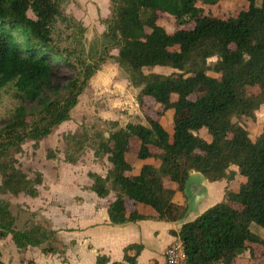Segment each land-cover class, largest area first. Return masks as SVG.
Segmentation results:
<instances>
[{"label": "trees", "instance_id": "trees-1", "mask_svg": "<svg viewBox=\"0 0 264 264\" xmlns=\"http://www.w3.org/2000/svg\"><path fill=\"white\" fill-rule=\"evenodd\" d=\"M219 1L200 0L205 6ZM110 2L103 45L90 47L83 57L79 52L78 74L56 84V66L70 65L76 56L73 48L61 49L53 42V22L60 16L67 19L58 1L0 0V97L10 91L15 104L12 122L0 133V191L37 196L42 174L28 177L7 151L14 147L20 152L25 139L37 148L53 127L69 120L88 80L111 58L127 73L130 84L139 88V106L143 109L145 99L151 101L154 111L144 112L149 126L127 123L106 135L102 131L90 135L85 130L67 134L64 161L77 162L86 148L92 149L95 158L107 155L112 166L106 174L88 171L87 176L89 189L98 197L107 196L110 189L115 191L107 208L110 224L141 219L180 222L187 206L172 197L174 192L184 191L192 171L208 181H231L240 176L238 189L225 191V200L183 222L178 230H170L181 241L188 264H237L249 243H264L251 227L254 223L264 230V127L252 138L234 120L254 118L255 110L264 103V0H246L245 9L227 18L199 12L202 8L195 6L197 0ZM161 13L173 16L177 25H185L191 16L193 22L168 33L158 23ZM76 27L83 31L80 24ZM109 48L117 49V54H110ZM210 58L215 60L210 63ZM154 66L176 71H144ZM26 101H37L40 110L27 130L18 131L15 125H22L27 117ZM169 111L170 133L160 123ZM202 130L208 134L207 141L200 135ZM129 154L144 160L136 173ZM54 157L48 149L47 158ZM138 206L150 207L154 213H142ZM14 223L8 204L0 199V237L10 233L18 247L46 243L44 253L64 256L66 246L56 229L32 223L15 230ZM142 248V244L129 243L123 261L110 264H136ZM108 261L99 254L95 264ZM0 264L5 263L0 259Z\"/></svg>", "mask_w": 264, "mask_h": 264}, {"label": "rangeland", "instance_id": "rangeland-1", "mask_svg": "<svg viewBox=\"0 0 264 264\" xmlns=\"http://www.w3.org/2000/svg\"><path fill=\"white\" fill-rule=\"evenodd\" d=\"M57 1L62 14L67 19L65 20L60 16L53 22L51 26L53 42L61 49L73 48L76 53L70 65L60 64L54 69V82L64 84L70 76L76 75L80 68L76 62L79 52L83 57L86 56L90 47L100 49L103 45L102 33L106 29L105 20L111 14V2L110 0ZM246 5V0H223L210 6H205L200 0L195 3L196 7L202 8L199 12L219 18L234 16L239 10L245 9ZM27 14L34 17L30 10L27 11ZM192 18L191 16L185 25H177L173 16L161 13L158 23L168 33H172L178 27H190L193 22ZM78 24L83 27L82 32L78 31L76 27ZM109 53L116 55L117 49L109 48ZM214 60L215 58H210L209 62ZM144 71L146 73L169 74L176 70L169 66H154L145 67ZM138 93L139 88L130 84L127 73L113 59L107 58L88 80L87 86L78 96L77 104L70 111L69 120L53 127L51 132L39 141L37 148H33L32 140L25 139L21 143L20 152H17L14 147L7 151L9 156L17 160L16 166L28 177L34 178L36 172L42 174V183L37 186L38 194L35 197L23 193L12 195L0 191V199L8 204L9 210L15 217V230H21L32 223L60 230L66 225L76 226L90 221L94 200L86 192L82 193L80 188H89L91 184V179L87 176L88 171H94L104 176L112 165L107 155L95 158L91 148H86L77 162H65L64 149L66 143L64 137L70 133L81 134L82 130L90 135L94 134L95 131H102L106 135L108 131L124 127L127 123H141L144 126H149L144 112L151 113V101L145 99L142 109L137 101ZM23 106L27 117L22 125H15L18 131L27 130L29 123L33 121L40 110L37 101H26ZM14 108L15 104L10 97V91H4L0 97V133L7 128L8 123L12 122L15 113ZM170 118L172 120V116L170 117L169 113H165L160 119V123L167 131L170 129ZM234 120L244 126L252 138L257 137L264 127V103L255 110L254 118L240 116L234 117ZM168 132L170 133V131ZM200 133L202 138L207 141V132L202 130ZM204 146L203 144L201 148ZM48 149L53 150L54 158H47ZM128 156V159L132 161V157ZM138 160L141 159L137 158ZM231 168L237 170L236 166H231ZM240 181L241 177L238 175L231 181H209L210 186L207 187L209 193L205 199L203 198L206 192L203 193L201 188H198L196 193L194 188H188L184 194L188 199V209L193 210L188 217L191 219L202 207L207 206L208 208L214 203L222 201L224 198L221 194V188H224V192L236 191ZM109 188H111L110 184ZM175 193L172 197L174 202ZM78 194H83L86 199L82 208L77 202L79 200ZM185 197L180 195L177 200L184 203ZM212 200H214L213 203H211ZM200 201L201 204L198 206ZM251 227L261 239H264V230L261 227L254 223ZM158 230L155 240L156 247L159 249L167 243L168 232L165 231L164 225ZM68 236L72 237V233ZM61 238H67V235L61 233ZM57 245L62 247L60 243ZM45 246H47L46 243L40 246L18 247L9 233L5 237H0V259L5 264H65V261L68 263L65 255L62 257L57 254L44 253L43 247ZM237 263L264 264V243H249L248 248L239 256ZM71 264H91V258L86 257L73 261Z\"/></svg>", "mask_w": 264, "mask_h": 264}, {"label": "crops", "instance_id": "crops-1", "mask_svg": "<svg viewBox=\"0 0 264 264\" xmlns=\"http://www.w3.org/2000/svg\"><path fill=\"white\" fill-rule=\"evenodd\" d=\"M223 1V0H221ZM170 117L171 112L169 111ZM171 121V118H170ZM170 131V129L168 130ZM201 135V134H200ZM130 155V154H129ZM134 164L133 173H136L144 160H138L137 157L130 155ZM152 161V160H149ZM136 163V164H135ZM195 171H192L193 173ZM190 173V174H191ZM223 180H220L222 182ZM207 187L210 186L209 181L206 179ZM83 192H86L92 200H94V205L92 207V215L90 221L76 226H64L62 229H58L57 235L58 238L62 241L65 247V256L68 263L76 260H81L86 257L91 258V264H95L97 255H105L109 261L106 264H110L113 261H123L124 247L129 243H139L142 244L143 248L140 251L139 255L136 257V264H165L164 259V250L168 244L174 241L175 236L170 234V230H178L180 225L183 222L194 219L201 212H203L206 207H202L200 211L191 219L188 217L189 214L193 211L186 213L185 217L180 222H166L159 221L155 219H141L136 221H128L123 224H110L107 214V208L109 204L115 198V191L110 189V192L105 197H98L91 189L89 188H80ZM92 192H91V191ZM224 188H221V194L223 195L222 200H225L224 197ZM185 191L180 192L176 191L175 193V202L178 204L187 205V199L184 194ZM209 188H207L206 194L203 199L208 196ZM184 196L186 201L184 203L177 200L179 196ZM77 201L82 208L85 205L86 199L83 194H78ZM214 200L211 201L213 203ZM201 204L199 202L198 206ZM215 204V203H214ZM139 210L142 213L153 214V210L150 207L138 206ZM165 226V231L168 232V241L163 244L159 249L156 247L155 237L159 232V228ZM53 229V228H52ZM61 233L67 235V238H61ZM72 233V237L68 236ZM80 247V248H79ZM79 249V250H78ZM238 262V261H237ZM123 264H129L123 262ZM238 264V263H237Z\"/></svg>", "mask_w": 264, "mask_h": 264}, {"label": "built area", "instance_id": "built-area-1", "mask_svg": "<svg viewBox=\"0 0 264 264\" xmlns=\"http://www.w3.org/2000/svg\"><path fill=\"white\" fill-rule=\"evenodd\" d=\"M165 264H188L181 241L176 238L164 250ZM221 264V263H218Z\"/></svg>", "mask_w": 264, "mask_h": 264}, {"label": "water", "instance_id": "water-1", "mask_svg": "<svg viewBox=\"0 0 264 264\" xmlns=\"http://www.w3.org/2000/svg\"><path fill=\"white\" fill-rule=\"evenodd\" d=\"M188 188H194L195 193L198 191V188H201L204 191L203 193H205L207 191L206 178L199 172L191 173L186 180L184 191H186ZM189 193H190V191H189ZM190 195H189V197H190ZM187 203H188V199H187ZM189 211L190 210L187 209V212H189ZM184 217L186 219V215Z\"/></svg>", "mask_w": 264, "mask_h": 264}]
</instances>
